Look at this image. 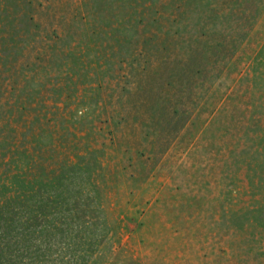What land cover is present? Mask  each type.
<instances>
[{"label":"rangeland","instance_id":"obj_1","mask_svg":"<svg viewBox=\"0 0 264 264\" xmlns=\"http://www.w3.org/2000/svg\"><path fill=\"white\" fill-rule=\"evenodd\" d=\"M0 264H264V0H0Z\"/></svg>","mask_w":264,"mask_h":264}]
</instances>
